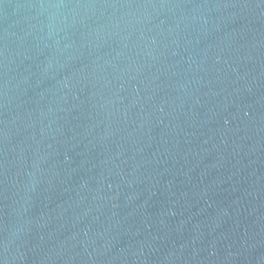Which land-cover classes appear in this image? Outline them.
<instances>
[{"label": "water", "instance_id": "95a60500", "mask_svg": "<svg viewBox=\"0 0 264 264\" xmlns=\"http://www.w3.org/2000/svg\"><path fill=\"white\" fill-rule=\"evenodd\" d=\"M0 264H264V0H0Z\"/></svg>", "mask_w": 264, "mask_h": 264}]
</instances>
